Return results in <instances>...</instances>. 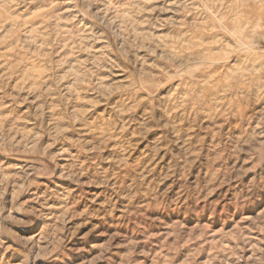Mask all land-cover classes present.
<instances>
[{
	"label": "rangeland",
	"instance_id": "obj_1",
	"mask_svg": "<svg viewBox=\"0 0 264 264\" xmlns=\"http://www.w3.org/2000/svg\"><path fill=\"white\" fill-rule=\"evenodd\" d=\"M0 264H264V0H0Z\"/></svg>",
	"mask_w": 264,
	"mask_h": 264
}]
</instances>
